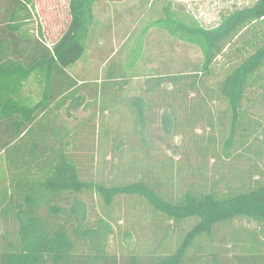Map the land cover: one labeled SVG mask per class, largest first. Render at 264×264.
Instances as JSON below:
<instances>
[{
  "label": "trees",
  "instance_id": "obj_1",
  "mask_svg": "<svg viewBox=\"0 0 264 264\" xmlns=\"http://www.w3.org/2000/svg\"><path fill=\"white\" fill-rule=\"evenodd\" d=\"M31 2L0 0V120H12L0 125L8 173L0 264H264V237L236 224L264 227L256 163L264 138L242 108L248 88L264 82V0L222 14L213 27L170 3L126 63L110 61L100 78L81 81L72 69L88 50L97 0H69L70 19L51 44L24 29ZM152 28L198 47L201 69L147 77L130 96ZM244 29L254 51L211 88L205 76ZM33 75L34 102L24 94ZM161 115L170 119L165 137ZM250 154L254 164L234 170L226 186V174L209 184L211 160L248 162Z\"/></svg>",
  "mask_w": 264,
  "mask_h": 264
},
{
  "label": "rangeland",
  "instance_id": "obj_2",
  "mask_svg": "<svg viewBox=\"0 0 264 264\" xmlns=\"http://www.w3.org/2000/svg\"><path fill=\"white\" fill-rule=\"evenodd\" d=\"M254 1L97 0L94 6V23L91 29L88 50L76 66L73 67V73L78 76L80 81L85 79L93 80L102 76L110 61L115 60L126 63L144 27L149 22L164 17V8L170 3L176 9L194 16L203 26L213 27L220 21L222 14L236 7L250 5ZM28 8L23 11L29 17L24 27L28 36L34 38L40 36L45 42L50 44L59 38L70 19L69 0H32ZM253 40L255 38L251 30L244 29L232 43L226 44L214 62L211 74L205 76L207 84L211 88L217 86L234 66L254 51L251 46V41ZM145 42L144 53L136 68L131 72L133 78L128 90L130 96L141 93L147 77L158 74L194 73L201 69L203 62L201 50L194 45L170 36L164 30L159 28L150 29ZM35 82L32 83V86H37V82ZM213 106L215 105L213 104ZM242 108L252 116L253 120H257V128L259 130L260 126L259 131H261L259 134L264 138V82L261 85L248 88ZM82 114L81 112L80 116ZM160 120L162 123L164 120L163 133L158 125L154 129V135L162 133L161 135L165 137L166 125L167 123L169 124L170 119L165 117V115H161ZM206 131H208V128H206ZM205 136H207V133ZM190 137L192 138L193 136L191 135ZM155 139L158 140V138ZM170 142L166 138L162 142L160 141L158 146L165 148ZM250 156L252 160H248V162L241 160V158L236 159L235 155L230 158L223 156L216 162L211 160L209 166L207 165L204 168L208 176H210L209 184L213 183L212 178L216 182L222 178L221 174H226L225 180L222 178L220 183L221 187L223 185L226 186L229 183V177L234 176L232 175L234 170L243 169L247 165L254 164V155L250 154ZM191 159L193 160V158ZM191 159L185 162L184 173L189 167L194 166V163H190ZM1 161L0 159V163ZM256 161L259 170L264 169V160L260 162V160L256 159ZM128 199L126 197L122 200L129 202ZM121 205L124 206L126 203L123 202ZM236 224L243 229L252 230V232L256 231L264 237V227H261L256 222L239 219Z\"/></svg>",
  "mask_w": 264,
  "mask_h": 264
},
{
  "label": "crops",
  "instance_id": "obj_3",
  "mask_svg": "<svg viewBox=\"0 0 264 264\" xmlns=\"http://www.w3.org/2000/svg\"><path fill=\"white\" fill-rule=\"evenodd\" d=\"M0 15H3V13L0 14ZM1 20H3V19L0 17V21ZM4 35H5V33L3 32V35L1 37L4 38L5 37ZM24 49L28 50V52H30L28 44H27L26 47H24ZM35 81H36L35 80V76L33 75L31 77V80H30L28 86L26 87V90L24 91L25 95L33 96V100H32L33 102L35 101L34 98L36 96L37 91H39L37 86H32V83L35 82ZM30 91H32V94L30 93ZM0 121H2V122H0L1 126H7V125L11 124L12 120H4L3 119V120H0ZM5 168L6 167H5L4 161H2L0 163V192L2 191V193H0V197H2V198H4L5 195L7 194V191L5 190V185L7 184V175H8V173H7V170L5 171ZM4 171H5V173H4ZM0 231H1V228H0Z\"/></svg>",
  "mask_w": 264,
  "mask_h": 264
}]
</instances>
